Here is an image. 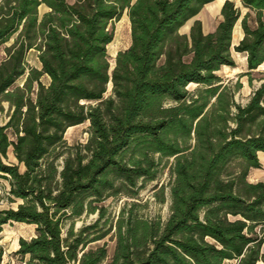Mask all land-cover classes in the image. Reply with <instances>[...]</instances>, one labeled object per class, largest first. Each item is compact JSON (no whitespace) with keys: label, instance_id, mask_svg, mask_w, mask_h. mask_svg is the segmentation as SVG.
I'll use <instances>...</instances> for the list:
<instances>
[{"label":"trees","instance_id":"obj_1","mask_svg":"<svg viewBox=\"0 0 264 264\" xmlns=\"http://www.w3.org/2000/svg\"><path fill=\"white\" fill-rule=\"evenodd\" d=\"M211 1L0 0V44L15 36L0 59V113L4 102L9 109L0 177L17 202L0 209V232L7 223L35 225L18 240L22 264H101L107 242L89 245L107 236L115 239L108 264L264 262V181H248L264 152V81L242 105L234 99L240 80L232 89L217 74L235 66L240 10L226 0L214 32L205 34L200 20L189 35L179 32ZM241 1L256 13L253 28L243 17L234 46L247 54L251 85V71L264 63V0ZM41 4L50 8L42 18ZM125 10L131 42L111 69L107 46ZM31 49L40 67L29 65ZM85 121L87 142L68 145L66 130ZM167 157L174 158L169 217L148 220L131 208L99 228L105 208L97 202L137 195ZM158 199L165 201L164 188ZM84 213L98 217L75 228Z\"/></svg>","mask_w":264,"mask_h":264},{"label":"rangeland","instance_id":"obj_2","mask_svg":"<svg viewBox=\"0 0 264 264\" xmlns=\"http://www.w3.org/2000/svg\"><path fill=\"white\" fill-rule=\"evenodd\" d=\"M189 23H186L181 32L187 30ZM114 26V38L111 43L107 46L108 58L110 62V68L112 69L115 65V57L118 51L128 47L131 34H130V24L127 17L123 16L118 20L113 22ZM14 38H11L5 43L0 44V59L6 56V47L13 42ZM37 51L31 50L27 55V60L30 66L40 67V62L37 57ZM238 65L241 66L243 61L241 57H237ZM226 67H221L217 72L222 79L225 85L230 86L234 89L235 83L240 80V74L235 73L236 69H230ZM233 70V71H232ZM252 84H248L246 80L244 85L238 89L235 93V99L240 104H245L248 100L249 93L251 89L256 88L260 85L262 80H264V65L260 66L252 74ZM44 83L49 82V78L44 76L42 78ZM25 81V76L17 79L14 86H22ZM198 87L197 84L191 83L188 85L190 91L195 90ZM111 91V83L108 84V93ZM5 110L0 113V124H5L8 120V103L4 102ZM89 122L85 121L79 125H75L65 132V139L67 144L72 146L78 143H86L89 136ZM156 159L159 158L158 154H155ZM9 160L15 161L11 151L9 152ZM173 157L163 158L161 164L159 165V172L155 180H152L146 184V186L139 190L138 194L135 196H128L122 193L108 196L105 199L97 202L98 206H104L105 215L100 222L99 228H101L104 222H107L104 227L107 228L108 224H115L120 214L126 213L129 209L133 208V213L139 217L148 219V220H161L164 222L169 215L171 214V198H170V187L173 182V176L170 171V165L173 162ZM260 177H253L252 182L260 181L264 179V166L261 167ZM161 188H164L165 201L161 202L158 199ZM9 183L6 179L0 177V209H5L10 206H16L17 202H10L8 197ZM135 204V205H134ZM133 206V207H132ZM98 217L97 213L87 214L84 213L81 217L75 219V228H80L83 225L91 224ZM68 223H66L67 228ZM114 232V229L112 230ZM111 232V234H112ZM35 233V225L27 224L21 222H12L7 223L3 226V230L0 232V250L3 252V264H22V260L19 256L15 255L14 252L18 248V240L20 237L29 239ZM107 242V251L111 256L115 247V239L110 240L109 236L104 239L94 242L90 247H95ZM262 252L264 253V244L262 246ZM258 264H264L263 261H260Z\"/></svg>","mask_w":264,"mask_h":264},{"label":"crops","instance_id":"obj_3","mask_svg":"<svg viewBox=\"0 0 264 264\" xmlns=\"http://www.w3.org/2000/svg\"><path fill=\"white\" fill-rule=\"evenodd\" d=\"M68 3H74L76 0H66ZM226 0H221V3L218 4V1L217 0H213L207 4H205L202 9L199 11L198 14H196L195 16H193L192 18H190L188 21H186L179 29V32L182 33V34H186V35H189L190 33V28L193 24V22L195 20H200L201 21V24H202V31L206 34V33H210V32H214L216 30V27H217V23L219 21V19H221V9H222V6L224 4ZM230 1H233L235 3V6L240 10V17L239 19L237 20V22L235 23L234 27H233V31H232V40H231V54H232V57L235 61V66H228V65H224L222 67H226V68H230V69H233L234 68L236 69L235 73L237 74H240V82L242 83V86L244 85L245 81L247 80L248 84H249V75L246 74V72H248V67H247V54L244 53V52H237L235 49H234V46L237 45L240 40L243 38L244 36V31H243V28H242V19L243 17L246 15V14H249L248 16V23L250 25V27H255L256 26V13L254 10H252L251 8L249 7H246L243 5L242 1L241 0H230ZM50 10V8L46 5V4H41L39 6V17L42 18V16L48 12ZM127 17L128 21H129V24H130V20H129V16H128V13H127V10H125L123 12V14L121 15V17ZM120 17V18H121ZM186 23H189L188 26H187V30L185 31H182L181 32V28H183L185 26ZM12 38H15V36H13ZM11 39V38H10ZM14 41V40H13ZM131 42V40H130ZM130 44V43H129ZM129 46V45H128ZM127 48V47H126ZM31 50H34V49H31ZM30 50V51H31ZM29 51V52H30ZM28 52V54H29ZM38 53V52H37ZM236 56L239 58L241 57L242 59V64L241 66H239L238 64V61H237V58ZM264 65L261 64L260 66ZM259 66V67H260ZM258 67V68H259ZM257 68V69H258ZM256 69V70H257ZM256 70H253L251 71V76L253 74L254 71ZM219 75V74H218ZM220 76V75H219ZM222 78V77H221ZM242 78H245L246 80H242ZM264 80H262L263 82ZM261 84V83H260ZM259 86H257L256 88H258ZM256 88L254 89H251L250 93H249V97L250 95L252 94L253 90H255ZM249 97H248V100L247 102L249 101ZM234 99H235V96H234ZM236 101V99H235ZM237 102V101H236ZM246 102V103H247ZM245 103V104H246ZM245 104H242V105H245ZM258 157H259V161L261 163V166L259 168H251L249 173H248V181L249 182H252V178H251V175H253V177H260L261 174H260V170H261V167L264 166V152H259L258 153ZM260 181H264V179L260 180ZM255 182H258V181H255ZM254 182V183H255ZM34 235V234H33ZM32 235V236H33ZM18 247H19V244H18ZM18 249V248H17ZM16 249V250H17ZM115 249V247H114ZM114 254V250H113V253L112 255L110 256L109 254L107 255V258L104 260L103 263L101 264H108L110 261H111V258ZM3 261V260H2ZM259 263V262H258ZM3 264V263H2Z\"/></svg>","mask_w":264,"mask_h":264},{"label":"bare ground","instance_id":"obj_4","mask_svg":"<svg viewBox=\"0 0 264 264\" xmlns=\"http://www.w3.org/2000/svg\"><path fill=\"white\" fill-rule=\"evenodd\" d=\"M218 1V4L221 3V0H217ZM226 69V68H225ZM235 69V68H234ZM233 71V70H232ZM73 126L69 127L67 130H69L70 128H72Z\"/></svg>","mask_w":264,"mask_h":264}]
</instances>
